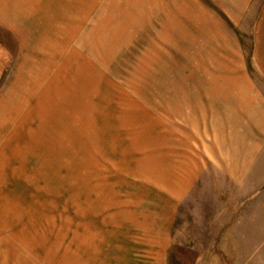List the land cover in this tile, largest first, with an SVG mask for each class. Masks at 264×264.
I'll list each match as a JSON object with an SVG mask.
<instances>
[{"label":"rangeland","instance_id":"1","mask_svg":"<svg viewBox=\"0 0 264 264\" xmlns=\"http://www.w3.org/2000/svg\"><path fill=\"white\" fill-rule=\"evenodd\" d=\"M229 1L0 0V264H264V0Z\"/></svg>","mask_w":264,"mask_h":264},{"label":"crops","instance_id":"2","mask_svg":"<svg viewBox=\"0 0 264 264\" xmlns=\"http://www.w3.org/2000/svg\"><path fill=\"white\" fill-rule=\"evenodd\" d=\"M258 3L256 0H231L228 3L224 2L223 4L228 7L227 11H225V15L234 23V26L236 28H239L240 30L243 29V25L251 23L253 20H255V16L258 14H253L252 9L255 7V5ZM260 7H258V10ZM256 27H254V30L257 32L256 42L257 44L264 43V6L259 11V17L257 18V21L255 23ZM9 34V33H8ZM10 51L8 44H5V46H0V68L3 67V64L7 66V68L12 72V75L10 77H14V50L13 46L16 41L15 38V30L12 29L10 32ZM4 44V43H0ZM234 45L237 46L234 40ZM241 134V133H240ZM234 152V149H232ZM230 158L233 157V155H229ZM234 158V157H233ZM232 168V166H231ZM230 173H233V171H230Z\"/></svg>","mask_w":264,"mask_h":264}]
</instances>
